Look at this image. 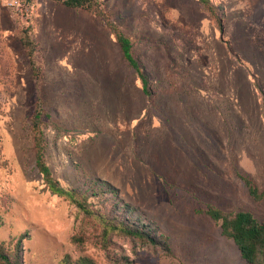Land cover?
Listing matches in <instances>:
<instances>
[{"label": "rangeland", "instance_id": "1", "mask_svg": "<svg viewBox=\"0 0 264 264\" xmlns=\"http://www.w3.org/2000/svg\"><path fill=\"white\" fill-rule=\"evenodd\" d=\"M91 4L0 0V245L17 264H253L207 209L264 223V0Z\"/></svg>", "mask_w": 264, "mask_h": 264}, {"label": "trees", "instance_id": "2", "mask_svg": "<svg viewBox=\"0 0 264 264\" xmlns=\"http://www.w3.org/2000/svg\"><path fill=\"white\" fill-rule=\"evenodd\" d=\"M63 3L66 7L70 8H81L84 10H90L91 3L94 0H56ZM203 7H207L209 0H198ZM111 32L114 34L117 44L120 47L122 56L130 67L136 72L138 78L142 84V91L146 94V80L142 69L138 66L137 62L131 55V42L129 39L120 34L115 28H111ZM26 46V43L23 42ZM29 59L31 54H28ZM31 60V59H30ZM29 60V61H30ZM31 62V61H30ZM35 118L39 117V113L35 112ZM36 127L37 124L35 123ZM35 145V160L36 167L39 173L42 175L45 182L48 184L49 189L52 193L59 196H67L72 199L70 194L66 193L62 188H60L50 177V172L48 167L43 162L42 157V146L40 141L36 138L34 140ZM245 185L248 187L249 194L257 199L260 197L257 190L250 184L248 180H244ZM207 215L214 221L220 222L221 233L225 237L231 238L236 244L240 251L242 259L248 263L257 264L259 256L263 257L264 263V223L258 222L251 213L249 212H236V213H225L216 208L208 207ZM128 236L139 238L142 240L143 233L139 228H130L128 226L123 227L121 230ZM147 236V235H146ZM84 260H80V264H83ZM0 264H17L15 258H11L5 253L4 246L0 245Z\"/></svg>", "mask_w": 264, "mask_h": 264}, {"label": "built area", "instance_id": "3", "mask_svg": "<svg viewBox=\"0 0 264 264\" xmlns=\"http://www.w3.org/2000/svg\"><path fill=\"white\" fill-rule=\"evenodd\" d=\"M4 7L10 10L16 16L30 18L33 14V0H1ZM63 1V0H61Z\"/></svg>", "mask_w": 264, "mask_h": 264}, {"label": "crops", "instance_id": "4", "mask_svg": "<svg viewBox=\"0 0 264 264\" xmlns=\"http://www.w3.org/2000/svg\"><path fill=\"white\" fill-rule=\"evenodd\" d=\"M48 1H51V0H42V3L43 4H47L48 3ZM36 2H37V0H33V4H34V8H36ZM0 10H1V12H0V16H2V17H0V24L1 25H4L5 27H7L6 25L8 24V17H6V11H4V9H1L0 8Z\"/></svg>", "mask_w": 264, "mask_h": 264}]
</instances>
